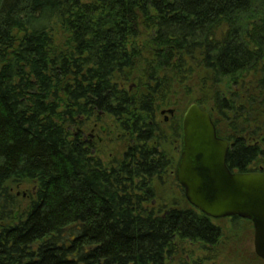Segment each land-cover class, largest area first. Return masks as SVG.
<instances>
[{
    "label": "trees",
    "instance_id": "obj_1",
    "mask_svg": "<svg viewBox=\"0 0 264 264\" xmlns=\"http://www.w3.org/2000/svg\"><path fill=\"white\" fill-rule=\"evenodd\" d=\"M193 103L232 171L264 172V0H0V264H173L217 245L167 146ZM160 109L174 110L162 127ZM108 116L132 161L82 139ZM172 173L182 200L165 206Z\"/></svg>",
    "mask_w": 264,
    "mask_h": 264
},
{
    "label": "water",
    "instance_id": "obj_2",
    "mask_svg": "<svg viewBox=\"0 0 264 264\" xmlns=\"http://www.w3.org/2000/svg\"><path fill=\"white\" fill-rule=\"evenodd\" d=\"M182 129L176 176L187 201L214 219L252 221L255 253L264 260V172H232L227 163L231 145L217 135L211 114L199 104L188 107Z\"/></svg>",
    "mask_w": 264,
    "mask_h": 264
},
{
    "label": "rangeland",
    "instance_id": "obj_3",
    "mask_svg": "<svg viewBox=\"0 0 264 264\" xmlns=\"http://www.w3.org/2000/svg\"><path fill=\"white\" fill-rule=\"evenodd\" d=\"M133 86V85H132ZM132 89V87L130 88ZM239 92V91H238ZM170 117L169 113H163L162 109L157 112L156 121L162 127V120L168 121ZM110 123H114L112 127L107 128V132L103 136L102 141L97 137L92 140V149L95 151L97 157L102 158L105 163L110 161H121L124 157V152L129 145H134L133 140L128 139V135L124 136L123 132H119L120 129H116V122L112 116L107 117ZM97 118L92 119L89 122L88 127L83 129L86 133L83 139H90V128ZM102 125V124H100ZM163 146H166L164 143ZM168 150L171 151L172 161H179L181 155V146L179 147V140L167 144ZM162 151V144L159 149ZM252 169L260 170V164H252L250 166ZM163 183H160L158 188L162 199L160 201L162 204L172 205L174 201L181 202V191L178 187V182L175 180V175L167 174L163 176ZM30 188L29 185L25 184L20 188L19 191L24 192ZM187 200V199H186ZM217 220V224L222 227L223 237L220 239L219 243L215 246L201 247L200 245L185 246V252L182 256L180 254L176 255L170 263L182 264L183 257L186 261H191V257L207 258V264H264V260L258 257L255 253L254 248V226L252 221L244 218H240L237 221L233 220V217H225ZM181 253V251H180ZM182 262V263H181Z\"/></svg>",
    "mask_w": 264,
    "mask_h": 264
},
{
    "label": "flooded vegetation",
    "instance_id": "obj_4",
    "mask_svg": "<svg viewBox=\"0 0 264 264\" xmlns=\"http://www.w3.org/2000/svg\"><path fill=\"white\" fill-rule=\"evenodd\" d=\"M106 132H107V128L103 127L102 125H99V123H94L93 127L90 128V135H89L90 139H88V138H86V139L82 138V139L85 142H89L90 145L92 146L93 145L92 140H94L97 137L100 141H102L103 136H101V135L105 134ZM84 133L85 132L82 130L81 131V135H82L81 137H85L86 133L85 134ZM78 134L79 133H75L76 136ZM132 150H133V145H129L128 148L125 150L124 157L121 161H132V157H131ZM91 151L95 155V151L94 150H91ZM181 152H182V148H181ZM98 158L102 160V158H100V157H98ZM115 161H117V160H115ZM232 172H239V171L235 169ZM20 193H21V191L17 192L18 195H20ZM26 197H27V194L24 191L23 198H26Z\"/></svg>",
    "mask_w": 264,
    "mask_h": 264
}]
</instances>
